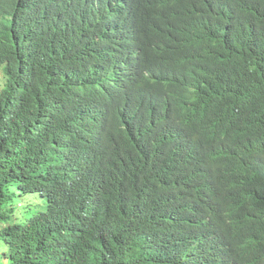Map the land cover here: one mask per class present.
Wrapping results in <instances>:
<instances>
[{
  "label": "trees",
  "instance_id": "1",
  "mask_svg": "<svg viewBox=\"0 0 264 264\" xmlns=\"http://www.w3.org/2000/svg\"><path fill=\"white\" fill-rule=\"evenodd\" d=\"M174 1L101 68L83 53L113 1L0 0V264H264V126L235 114L264 121V0ZM182 48L170 96L150 71L155 96L114 113L127 72Z\"/></svg>",
  "mask_w": 264,
  "mask_h": 264
},
{
  "label": "clouds",
  "instance_id": "2",
  "mask_svg": "<svg viewBox=\"0 0 264 264\" xmlns=\"http://www.w3.org/2000/svg\"><path fill=\"white\" fill-rule=\"evenodd\" d=\"M82 1V0H80ZM113 1L111 5V10L113 15L109 20L102 24L99 27L97 32H93L91 35L87 36V39H93L90 45L88 42L86 44V50L83 53V60L86 61L89 59L94 65L101 68H112V67H123L127 64V61L123 59L124 55L135 46H140L144 44V39H147L150 36L162 35L160 33V27L163 22L171 15L173 7L176 4L174 0H105ZM174 4V5H173ZM118 9V10H117ZM117 10V11H116ZM116 11V12H115ZM138 21L140 24L138 25ZM144 23L149 25L142 26ZM188 42H186V47ZM110 49L113 50L111 55ZM181 52H185L181 57H175L170 55H163L162 57L155 61L152 57H147L144 60L142 67L137 73L127 72L126 75V84L128 86L127 91L122 95V105L127 110L128 113H118V115L123 119L124 117H133L139 113L137 111L141 110L139 103L145 105L144 97L152 99L155 94L146 95L149 91L144 90V86L140 84L142 80L150 78L153 71L155 74V82L153 92H166L169 96L171 92L177 88V81L173 76V73L178 70L181 65L184 57H188V53L182 48ZM209 59L212 60V66L219 73L220 65L222 64L221 54L216 53L212 55ZM120 61V62H119ZM236 60L229 59L228 67L226 70L234 66ZM119 62V63H117ZM157 62V64H156ZM117 63L116 65H114ZM132 64L137 65L138 62H133ZM150 64V65H149ZM225 70V72H226ZM105 70H100L97 74V79L102 78L106 79ZM227 74V73H226ZM259 74L258 72L252 73ZM228 75V74H227ZM157 77V78H156ZM102 79H98L99 84L104 83ZM96 81L92 82L90 85H96ZM171 88L169 93L168 89ZM96 89L102 93V89L96 87ZM146 95V96H145ZM223 95V94H222ZM202 102L207 103H230V99L225 95L222 98H214L212 94H207ZM235 113L239 115L242 120L246 119L249 122L251 119L255 120L254 132H258L259 129L264 126V121L259 122L260 119L255 117V113ZM130 119V118H129ZM127 120L131 122L132 119ZM254 136V140L262 137L258 135L248 136V139ZM261 157H264V152L261 153ZM206 167V168H205ZM205 173L212 174V171L204 166ZM183 235H180V237ZM189 236V233H188ZM204 240V235L201 236ZM227 239V238H226ZM220 236L209 233L206 237V242H213L211 244L203 245L205 249H215L213 245L215 243L216 247ZM183 249H181L182 251ZM226 264H237L235 259L226 261Z\"/></svg>",
  "mask_w": 264,
  "mask_h": 264
},
{
  "label": "rangeland",
  "instance_id": "3",
  "mask_svg": "<svg viewBox=\"0 0 264 264\" xmlns=\"http://www.w3.org/2000/svg\"><path fill=\"white\" fill-rule=\"evenodd\" d=\"M20 199V198H19ZM26 201V202H29V201H31V200H34V202H37L38 200H40L39 198H38V196L37 195H34V196H27L25 199H23V201Z\"/></svg>",
  "mask_w": 264,
  "mask_h": 264
}]
</instances>
